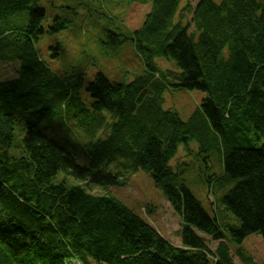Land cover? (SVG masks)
Returning a JSON list of instances; mask_svg holds the SVG:
<instances>
[{"label":"trees","instance_id":"trees-1","mask_svg":"<svg viewBox=\"0 0 264 264\" xmlns=\"http://www.w3.org/2000/svg\"><path fill=\"white\" fill-rule=\"evenodd\" d=\"M192 1L153 0L140 29L108 31L112 50L133 44L144 73L129 84L98 74L84 97L82 78L61 79L36 50L43 36L71 22L56 17L45 30L39 0H0V22L29 15L27 26L12 32L0 26V40L17 35L20 50L12 57L21 64L17 79L0 82V264H232L228 243L241 256L248 236L264 241V0ZM181 12L191 15L196 37ZM156 59L172 61L177 71L161 70ZM170 89L206 94L187 122L162 108ZM18 119L25 126L20 158L11 155ZM55 120L60 127L76 122L90 136L106 132L85 146L88 167L43 133L42 124L48 129ZM189 143L205 160L217 152L221 181H237L222 201L241 222L229 239L170 165L179 146ZM139 170L181 219V247L115 198L51 185L63 172L123 187ZM195 231L220 243L215 254Z\"/></svg>","mask_w":264,"mask_h":264},{"label":"rangeland","instance_id":"rangeland-1","mask_svg":"<svg viewBox=\"0 0 264 264\" xmlns=\"http://www.w3.org/2000/svg\"><path fill=\"white\" fill-rule=\"evenodd\" d=\"M153 0H39V5L45 9V19L41 26L47 30L56 17L67 19L71 27L59 33L43 36L36 44L40 59L49 70L63 80L70 77L82 78L81 93L85 97L87 86L98 74L104 76L110 83L129 84L144 73V64L133 44L126 43L112 50L107 45V32L128 35L141 28L145 16L150 12ZM220 3L221 0H213ZM198 0H193L194 6ZM63 6L66 9H60ZM184 7L181 3L180 10ZM183 15V12H181ZM184 23L189 25V34L196 37L197 33L191 26V15H183ZM28 13L14 16L6 22H0L3 30H13L27 26ZM6 28V29H5ZM17 35L3 37L0 40V82L12 81L18 78L21 64L15 58L20 50L15 44ZM12 42L13 45H7ZM161 70L177 71L172 61L155 60ZM206 94L199 91L168 90L162 99V108L176 112L183 122H187L193 112L201 105ZM43 133L54 140L66 152L73 156L75 162L88 167V160L83 154L85 146L97 139L104 138L103 129L90 136L76 126V122L59 126L55 120L46 127L42 124ZM25 135L24 121L17 120L15 126L14 149L11 155L16 158L24 156L23 138ZM195 143L187 147L179 146L170 165L175 172L180 173L182 181L201 204L209 217L216 221L225 239L231 238V229L241 226L240 220L223 206V198L236 185V180L221 181L224 176L222 159L217 152L211 153L208 160L198 155ZM110 173L118 172L112 168ZM126 176L129 174L126 173ZM64 184L67 188L80 187L95 197H112L122 202L137 216L150 224L160 236L174 247H181L180 230L182 221L174 213L163 193L157 189L150 176L139 170L130 174L128 182L123 187H103L76 180L63 172H58L51 185ZM150 206V207H149ZM150 209V211H149ZM195 233L204 239L212 254L216 253L219 242L201 232ZM242 255L238 248L228 243L232 264H264V241L258 234L248 236L241 245ZM75 264H79L76 263Z\"/></svg>","mask_w":264,"mask_h":264}]
</instances>
